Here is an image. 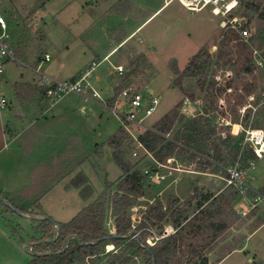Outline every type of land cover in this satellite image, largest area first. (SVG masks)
Returning <instances> with one entry per match:
<instances>
[{
    "label": "rangeland",
    "instance_id": "rangeland-1",
    "mask_svg": "<svg viewBox=\"0 0 264 264\" xmlns=\"http://www.w3.org/2000/svg\"><path fill=\"white\" fill-rule=\"evenodd\" d=\"M248 1L250 0H238L237 7L227 16L228 19L236 17L242 21L251 33L245 38L230 27L229 23L223 26V17L212 15L208 9L190 11L178 0H170L153 15L151 13L163 0H0V13L8 23L14 53L22 63L10 62L7 65V82L0 86V95L4 94L7 106H11L13 110L18 100V90L21 93H26L29 89L31 92L42 91L36 83L39 74L59 79L67 77L82 63L101 58L120 37L151 15L136 34L134 31L130 39L117 46L108 59L100 60L94 68L97 72L105 70L111 62L115 63L120 59L127 70L133 69L131 64L137 61V67L131 77L124 79V73L113 76L114 86L122 83L120 88L130 85L141 91L144 96L143 107L148 105L150 94L158 96L155 109L151 115L144 118L143 125L131 126L130 132L125 130L129 137L123 141L124 146L129 147L126 157L143 172L154 165L144 150L137 147L135 138L167 108L179 104L171 111V116L176 117V128L181 119L202 113L203 107H206L209 110L211 126L218 135L225 136L229 132L237 133L239 130L237 123L232 124V129L231 125L227 127L234 115L242 119L246 108H251L252 114L259 106L254 104L255 96H258L259 104L264 101V42L257 36L258 28H262L263 23L256 15L250 19L244 15V3ZM255 1L264 3V0ZM139 46L149 51L147 54L154 65L140 52ZM200 49L206 52L210 60L205 85L200 88L196 84V77L182 79V87L195 98L193 101L187 99L190 102V105H187L189 111H182L181 108L186 105L184 99L179 103L180 92L171 85L174 78L172 68L176 66L179 70L183 69L189 58ZM46 53L49 55L48 60H44ZM249 63L254 64L251 73L244 70ZM249 84L254 91L246 94L244 89ZM219 88L222 90L215 100L213 96L219 92ZM20 99L22 103L28 101ZM49 105L51 106L50 103ZM96 109L101 114V119L96 125L98 133L119 125V121L109 109L100 106ZM124 109L126 107L122 108ZM241 136L245 138L246 134L243 132ZM102 140L104 139L96 136L98 143L89 145L91 152L88 151L87 161L80 168L93 187V195L104 189L105 182L114 184L121 174L119 167L112 160L113 147L108 144V140L100 143ZM218 141L216 139V142ZM221 148L224 149V146ZM133 150L137 151L136 156L131 155ZM171 165L176 164L172 162ZM194 166V163H184L182 167L184 170H190ZM213 167L214 165H211L207 170H212ZM262 171L264 157L255 161L253 169L247 170L245 180L250 188L244 197L239 196L230 203L218 199L212 204L210 215L199 216L200 220L196 223H203V226L195 231L192 238L186 235L188 238L185 237L178 253L181 264H189L186 248L188 241L203 244L205 250L202 254L211 262L231 249L239 248L245 242L252 229L264 219V200L255 197L256 192L264 185L260 186L264 182V176H259ZM216 172L220 176L216 179L217 186L209 188L203 184L197 187L198 192L216 195L225 188L224 173ZM178 173L180 172L173 171L166 179L173 182ZM166 179L158 184L148 183L144 179V195L138 197L128 209L133 224L138 223L145 208L155 200L160 199L165 204L169 198L176 197V204L181 205L193 193L194 189L189 190L187 186L176 187L175 181L166 185ZM113 190L114 185L109 191L110 195ZM43 204L42 211L46 215H50L55 221H66L75 215L85 202L81 199L78 189L72 187L66 193L57 188L46 197ZM194 204L195 201L188 209V214L195 211ZM0 211L18 222L17 225L13 219L8 220L13 228L12 232L22 237L23 241L20 243L23 252L26 259H30L31 252L26 243L30 234H33L32 220L7 211L3 205H0ZM113 219V213L108 206L104 226L110 234L116 232ZM211 222L213 225H210ZM156 232L155 228H152L150 234L146 235L148 243L153 239L151 236L155 237ZM172 232L170 224L164 223V233ZM245 248L251 253L255 249L260 255L264 254V224L249 237ZM110 251H115V248L112 244H106L103 252L86 264H107L109 258L106 254ZM248 254L234 252L220 264H250ZM129 264H143V261L138 258L135 263ZM258 264H262L261 261H258Z\"/></svg>",
    "mask_w": 264,
    "mask_h": 264
},
{
    "label": "trees",
    "instance_id": "trees-1",
    "mask_svg": "<svg viewBox=\"0 0 264 264\" xmlns=\"http://www.w3.org/2000/svg\"><path fill=\"white\" fill-rule=\"evenodd\" d=\"M244 15L249 19L256 15V18L263 23L262 28H258L257 36L264 42V3L255 0L245 2ZM209 65V56L204 50H198L189 58L183 69L179 70L176 66L172 68L174 78L171 85L176 87L185 98L193 101L195 99L193 94L187 93L182 87V79L196 77V84L203 88ZM131 67H133L132 72H125L124 79L132 76L137 67V61H133ZM253 69V63L244 67L247 73H251ZM121 85L122 83L114 88V96L121 89ZM221 90V88L218 89L219 92L214 94L213 99L216 100ZM244 90L246 94L254 91L250 84L245 86ZM42 91L44 93L43 89ZM254 99L255 106H259L252 114L251 108H246L242 119L234 115L227 124L229 128L230 123H237L239 125L237 133L218 135L210 124L209 110L203 107L202 113L181 119L176 128L167 133L166 129L170 128L173 120H176V117L174 118L170 113L167 117L156 121L150 128L138 133L136 141L158 162L174 156L185 164H196L201 170L214 165L212 171L225 173L219 165L189 151L192 149L197 153L210 156L218 164L226 166L237 162L241 169H247L249 163L255 162L257 158L249 142L244 141L241 133H245L246 129H264V101L259 104L258 96ZM216 134L218 136L213 139ZM125 138H129L128 134L120 126L108 139V144L113 147L112 160L121 171L119 179L114 184L105 182L104 189L93 195V187L82 172H77L69 180L71 186L79 188L80 197L85 201V205L67 221H55L42 212L38 199L31 207H19L0 193L23 214L47 216V219L32 220L33 234H30L26 243L31 257L25 264H86L89 260L92 261L98 257L106 244H112L115 248V251L107 252L106 255L109 258L107 264L135 263V259L138 258L143 261V264H181L178 253L186 235L192 238L195 231L203 226V223H196L200 220L199 216L210 215L212 204L218 199L230 203L240 196L239 191L232 185L225 186L216 195L198 192L197 188H194L191 196L187 197L181 205L176 204L178 202L176 197L169 198L165 204L160 199L155 200L145 208L138 223L133 224L128 209L138 197L144 195L146 184L142 170L126 157L129 147L123 144ZM216 139L219 141L216 142ZM222 146L224 149L221 148ZM113 185L114 190L110 195L109 191ZM259 193L264 196V185ZM193 201H195V211L188 214ZM0 205L3 204L0 202ZM108 206L114 217L113 224L116 231L114 234L108 233L104 226ZM4 208L13 213L6 206ZM263 222L264 219H261L259 224ZM164 223L170 224L173 228L172 233H164ZM210 225H213L212 222ZM152 228H155L157 232L155 237L151 236L153 238L151 243H148L146 235L150 234ZM132 230L136 231V235L130 234ZM18 239L20 242L23 241L20 237ZM186 248L189 264H207V258L202 254L205 250L203 244L188 241ZM252 264L258 263L253 261Z\"/></svg>",
    "mask_w": 264,
    "mask_h": 264
},
{
    "label": "crops",
    "instance_id": "crops-1",
    "mask_svg": "<svg viewBox=\"0 0 264 264\" xmlns=\"http://www.w3.org/2000/svg\"><path fill=\"white\" fill-rule=\"evenodd\" d=\"M169 1L163 0V3L151 15ZM151 15L141 21L133 30L120 37L117 43L109 47L101 58L99 57L98 60L92 59L90 63L92 61H100L104 57L108 59L112 51L121 43L130 39L134 31L136 34L141 25ZM139 49L147 60L154 65L147 54L149 51L144 50L140 46ZM90 63H82L65 78L51 77L58 80L72 79L85 70ZM116 65L126 67L120 59H117L115 63L111 62L105 70L97 72L95 69H92L86 75L85 81L99 94V99L84 101L81 95L69 93L50 106L43 91L37 90L31 92L29 89L26 93H21L18 90V100L16 105L13 106V110L7 104L4 107L0 106V193L2 195L6 196L19 207H31L35 200L38 199L42 210L46 197L55 192L57 188L66 193L74 187L69 184V180L77 172L84 174L80 168L87 161L88 151L90 150L89 145L98 143L96 136L104 139L100 143L106 142L122 126L120 120L114 115L119 121V125L115 128H109L105 132L100 131L98 133L96 131V125L101 119V114L97 111L96 107L107 108L104 104L111 106L116 96H114V88L116 87L114 86V77H117L116 75L118 74L113 70V66ZM129 71L131 73L132 68H127L126 72L128 73ZM6 82L7 70L3 78L0 79V86ZM172 87L180 92L176 87ZM0 96H4V94ZM180 96L181 101L179 103L183 99L185 100L181 92ZM20 98L28 101L22 103ZM178 106L179 104L162 111L155 122L167 117ZM154 123L146 127H151ZM230 124L232 129V123ZM175 125L176 120H173V124L167 133ZM207 169L201 170L195 164L193 169L178 173L173 182H176V187L187 186L189 190L203 184L209 188L216 187V179L220 178V176L217 172ZM263 174L264 171L261 172V175L259 173V176H264ZM173 182L168 179L165 183L168 185ZM262 184L264 182L260 186ZM77 189L79 191V188ZM5 214L0 211V264H25L29 259H26L18 239L20 235L13 234V228L8 220L13 219V222H16L15 224L18 222L13 217L10 218ZM263 224L264 222L254 227L239 248L231 249V251L213 262L207 260V264H220L234 252L249 253L248 261L250 264L253 261L257 263L261 261L264 264V254L260 255L253 249L252 255L249 249L245 248L249 237ZM20 238L22 237L20 236Z\"/></svg>",
    "mask_w": 264,
    "mask_h": 264
},
{
    "label": "built area",
    "instance_id": "built-area-1",
    "mask_svg": "<svg viewBox=\"0 0 264 264\" xmlns=\"http://www.w3.org/2000/svg\"><path fill=\"white\" fill-rule=\"evenodd\" d=\"M186 9L190 11H200L208 9L214 16L223 17V26L229 23V26L236 29L240 35L248 38L250 36L249 30L243 25L242 21L236 17L227 18V16L237 7L238 0H178ZM49 55L44 54V60H48ZM102 59H106L105 57ZM10 62L22 64L16 57L12 44V35L9 29L8 23L4 16L0 13V79L6 73V67ZM100 61H92L85 70H83L77 77L69 80H58L50 76L39 74L40 77L37 81L38 86L44 90V95L47 97L51 105L58 102L63 96L69 93H76L83 97L84 101H93L99 99V94L90 87L87 81H85L86 75L90 70L94 69ZM113 70L118 75H122L126 72V69L122 65L113 66ZM144 96L141 91L136 90L132 86L122 87L115 96L114 102L111 106H106L112 114H114L121 122L122 127L130 132L131 126L143 125L144 118L151 115L155 106L158 103V97L150 95L148 99V105L142 106ZM182 111L188 110L187 105H190L189 100L185 98ZM7 104V100L4 96H0V106L4 107ZM123 107L126 109L122 110ZM150 128V127H146ZM232 131V130H231ZM244 141L249 142L252 151L257 159L264 156V131L262 129H246ZM168 136V134H166ZM136 140V138H135ZM137 147L143 149L142 145L137 142ZM144 150V149H143ZM189 151L202 157L204 160H208L220 166L224 173L225 186L232 185L239 191L240 196H245L246 191L250 188L245 180V175L248 169L255 167V162H250L247 169H241L237 162L233 165H221L216 163L210 156L203 155L195 152L192 149ZM144 153L153 161V167L148 168L142 172L146 182L151 184H158L164 181L168 176L173 174V171L182 172V162L174 157H167L163 162L156 161L150 153L144 150ZM132 156L137 155V151L131 152ZM175 162L176 165H171ZM163 168V170H162ZM165 170V171H164ZM256 199L264 200V196L259 192H256ZM151 243V242H150Z\"/></svg>",
    "mask_w": 264,
    "mask_h": 264
},
{
    "label": "water",
    "instance_id": "water-1",
    "mask_svg": "<svg viewBox=\"0 0 264 264\" xmlns=\"http://www.w3.org/2000/svg\"><path fill=\"white\" fill-rule=\"evenodd\" d=\"M130 73V71L128 72ZM0 202L6 206L7 208H9L11 211H13L14 213L24 217V218H27L29 220H43V219H47V216H30V215H27V214H23L21 212H19L6 198H4L3 196L0 195ZM131 235H136V231L135 230H132ZM58 235V231H57V234L56 236Z\"/></svg>",
    "mask_w": 264,
    "mask_h": 264
}]
</instances>
